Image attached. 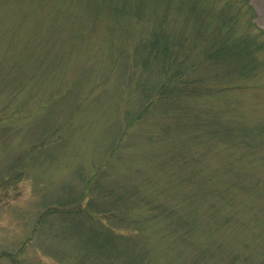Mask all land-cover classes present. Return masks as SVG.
Returning a JSON list of instances; mask_svg holds the SVG:
<instances>
[{"label": "rangeland", "instance_id": "1", "mask_svg": "<svg viewBox=\"0 0 264 264\" xmlns=\"http://www.w3.org/2000/svg\"><path fill=\"white\" fill-rule=\"evenodd\" d=\"M247 3L0 0V264H264Z\"/></svg>", "mask_w": 264, "mask_h": 264}, {"label": "trees", "instance_id": "2", "mask_svg": "<svg viewBox=\"0 0 264 264\" xmlns=\"http://www.w3.org/2000/svg\"><path fill=\"white\" fill-rule=\"evenodd\" d=\"M241 2L245 5V6H248V3H247V0H241ZM228 18V17H227ZM228 21L230 22L231 21V19L230 18H228ZM227 20H226V18L225 19H223V21L221 22V25L219 26V27H217L216 28V32L217 33H220V30H221V28H222V25L223 24H226V23H229ZM232 23V21L229 23V24H231ZM161 33V32H160ZM156 34V33H155ZM162 34V33H161ZM200 33H198V35H199ZM159 34L157 33L156 34V36L155 37H152L145 45H144V47L146 48V49H149L150 51L149 52H147V56H148V54H150V55H156V53L157 52H159V54L160 55H165V54H168V53H170L171 51H168V50H171L172 49V46L170 47V46H166V45H162V44H164V43H162V42H160L159 40H160V38L161 37H159L158 36ZM222 45V46H221ZM223 44H220V46H219V48H217L216 50H219L220 52L221 51H223ZM264 46V43L262 44V47ZM144 49V48H143ZM214 51H209V54H211V53H213ZM137 53H139V52H137ZM142 58H144L143 59V61L145 62V59L147 58L146 57V55H143L142 56Z\"/></svg>", "mask_w": 264, "mask_h": 264}]
</instances>
